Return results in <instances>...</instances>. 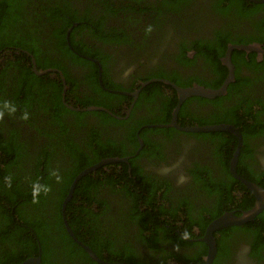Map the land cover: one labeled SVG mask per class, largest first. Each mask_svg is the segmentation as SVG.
<instances>
[{"label": "trees", "instance_id": "1", "mask_svg": "<svg viewBox=\"0 0 264 264\" xmlns=\"http://www.w3.org/2000/svg\"><path fill=\"white\" fill-rule=\"evenodd\" d=\"M138 4L137 0H0V264H20L37 256L39 247L43 264H99L72 239L65 221L76 237L107 264H138L131 258L137 256L129 251L131 244L125 243L113 229L105 226L103 229L98 226V233L94 225L99 214L92 209V205L97 204L99 210L108 208V202L98 199L102 187H106L104 180H109L107 185L114 191H119L122 196L129 198V212L134 220L143 225L141 234L151 250H159V243L164 240H180L171 230L180 222L185 225L182 230H190L192 226L197 225L203 235L209 223L222 214V211L216 212L211 219L202 218L197 222L190 217L188 210L184 213L179 209L172 213L165 206H161L158 213V196L160 193L165 195V189L170 188V184H160L144 172L136 160L130 162L131 173L127 170L128 165L115 164L111 165L112 170L109 172H101L102 169H99L84 176L77 183L73 197L63 211L76 177L105 157L122 158L126 154V147L119 148L114 141H102L99 136L97 145L93 144L97 138L94 136L88 145L69 141L63 146L61 139L64 134L71 132L73 126L85 128L93 116L101 118L103 126L126 122L117 120L106 112H76L68 109L62 101L64 83L60 72L67 85L72 87L71 91H68L70 94L76 89L74 76L77 71L82 69L81 74L85 75L84 68L90 70L87 83L92 93H96L100 99L96 98V95H85L79 99L75 94L82 108L99 105L114 112L124 100L132 99L108 93L101 88L99 67L87 58L101 62L104 69L103 81L108 89L124 90L122 84L107 77L108 70L105 65L110 60L107 52L87 39H99L112 45L132 40L127 28L111 25L110 19L111 15L118 17L120 12L130 14L139 11ZM191 4L192 0H163L160 5L157 4L158 7L152 5L145 11L154 16L158 12L175 13ZM215 12L221 16L232 12L237 19L247 21L250 25V22H255L251 25L254 26L255 32L249 33L244 28L246 35L243 37L231 38L230 31L214 30L212 38L205 42L192 43L198 55L205 57L206 61L214 66V70H219L222 75V79L215 86V89H218L228 75V69L222 66L220 59L224 57L229 44L246 46L259 42L264 45V4L246 0H216ZM256 15L259 17L254 19ZM114 32L124 35L111 37ZM187 46L186 41L180 43L183 57ZM244 54L243 50L233 51L232 60L236 69L239 67V61L244 62ZM253 56L251 63H247L251 68L258 66ZM33 59L40 71H58L43 76L37 75L33 70ZM236 75L237 82L229 85L227 96L213 100L198 97L189 99L181 109L179 122L182 126L224 123L238 127L244 139L238 173L264 187V182L253 179L254 172L245 160L248 138L264 134V121L260 119L258 111L260 108L264 112L263 102L248 95L223 114L205 119L190 114L186 108L187 104L194 100L215 105L224 104L231 94L238 91L235 87L238 88L240 76L238 73ZM155 78L166 79L162 71H150L138 80L148 81ZM136 84L139 85L138 81ZM167 90L172 92L171 95L167 94ZM150 92L160 93L167 99L164 117L154 121L169 123L171 113L178 103L176 91L162 82H153L142 91L141 96ZM29 130L36 131L38 138L28 136ZM136 131L134 128L128 135V141L135 149L139 147ZM149 131L145 129L141 132L146 144V134ZM152 131H166L168 135L173 136L176 129ZM207 135L218 143L222 156L227 157L223 163L226 178L220 181V184L207 189L217 191L221 186L225 190L227 205L251 209L256 202L254 196L251 193L248 195L246 187L234 179L228 170L239 144L238 138L229 132H211ZM247 157L249 158V155ZM116 167L122 168L118 170ZM98 174L99 178L96 177ZM117 187L120 189L116 190ZM240 191L247 194L241 198L238 195ZM167 217H170L171 221L166 220ZM183 218L186 220H182ZM256 221L259 244H264V211ZM252 225L246 228H252ZM238 229L239 227H230L215 235H229ZM181 243L186 244L184 241ZM217 244L219 254H224L221 240H218ZM207 253L208 247L201 243L193 255L178 257L177 261L182 264H205L204 257Z\"/></svg>", "mask_w": 264, "mask_h": 264}, {"label": "flooded vegetation", "instance_id": "2", "mask_svg": "<svg viewBox=\"0 0 264 264\" xmlns=\"http://www.w3.org/2000/svg\"><path fill=\"white\" fill-rule=\"evenodd\" d=\"M162 1L163 0H137V2H139L137 5L139 11L130 14L120 12L121 14L118 17L111 15V25L127 28L128 34L132 40L112 45L99 39H87L96 47H103L107 52L110 57V60H108L105 65L108 70L107 77L109 80L123 85L124 90L117 89L116 91L127 94H118L108 91L105 84L104 87L101 86L99 78V85L101 88L108 93L122 95L132 99L124 100L121 105L119 104V106L116 107L114 112L99 105H89L86 108H105L109 110V112L105 110L83 112H106L117 120L125 121L126 124L103 126L102 119L93 116L89 119V122H87L88 126H85V128L73 126L71 132H66L64 134L61 143L63 146L69 141L88 145L91 143L90 139L96 136L97 138L93 144L97 145L99 136L102 141H114L119 148L126 147V154L124 157H105L91 166L93 167L100 164V166L91 173L99 169H102L101 172H109L112 170L111 165L115 164L128 165L127 170L131 173L132 167L130 162L136 160L137 164L143 168V171L155 178L160 184L163 182L170 184V188L165 189L166 194L160 193L158 196V201L156 202L158 213H160L161 206H165L172 213H176L179 209L184 213L188 210L190 212V217L197 222H200L202 218L211 219L214 213L220 211H222V214L213 219V221L225 213H234L237 216H241L243 213L250 211L255 205L251 209L230 207V205L226 203L225 190L221 186L218 187L217 191H210L207 189V187H214L217 183L220 184V181L226 178V171L223 163L227 160V157L224 155L222 156L218 148V143L207 135L211 132H190L175 127L165 126L172 122L173 113L178 103L171 113L169 123L154 121L155 119L164 117L167 99L164 95L153 92L141 96L142 91L150 84H146L147 81H139L138 79L140 76H144L150 71L157 73L162 71L166 79L157 78L159 81L156 82H162L172 87L177 93L178 102L179 93L173 84L180 89H188L197 86L217 90L215 86L220 79H222V75L219 70H217L218 73L214 70V66L207 62L205 57L198 55L199 53L192 43L198 41L205 42V40L212 38L211 35L214 30L223 32L230 31L232 33L231 38H236L238 36L243 37L246 35L244 28H246L249 33L255 32L254 26H251L254 25L255 22H250V25L247 21L237 19L232 12L225 14V16H221L219 13L215 12L216 0H192L191 5L185 6L180 12L175 13L158 12L157 15L154 16L145 11L146 8L152 5L158 7L157 4L160 5ZM255 4H264V2ZM258 17L259 16L256 15L254 19ZM111 35V37H113L124 34L121 32H114ZM183 41L188 43L185 57H183L184 52L180 49V43ZM229 45H232V43ZM249 45L259 46L264 50V45L262 43L252 42L249 43ZM244 52L245 54L242 55V61L244 62L239 61L238 69H236L231 59L234 66L235 79L230 84L237 82L236 73H238L240 76L238 82L240 83L238 88L235 87L238 91L231 94L224 104L215 105L208 102H200L199 100L189 102L186 108L190 114L197 116L199 119L220 115L219 113L223 114L248 95L254 96L255 100H260L264 104V51ZM252 55H254L253 59L258 64V66L254 68L248 67L247 65V63H251ZM223 58L224 57L220 59V63L228 69L223 63ZM87 59L89 60V58ZM84 69L85 75L81 74L82 69H79L74 76L76 89L68 94V91H71L72 87L67 85V92L64 96L63 91L62 96L64 105L68 109L76 112H82L77 110L79 108H86H82L79 105L75 94L78 95L79 99L83 98L85 95H96V93H92L87 83V76L90 70L88 68ZM102 71H104L103 66ZM137 81L139 85L136 84ZM222 85L219 88H221ZM171 93L170 90H167V94L171 95ZM227 94L228 89L226 95L220 97H225ZM193 97L208 99L200 96ZM193 97L187 98L183 102L181 109L184 104ZM96 98H99L98 95H96ZM138 101L139 104L137 105ZM69 106L77 109H71ZM181 109L177 116L179 125ZM258 111L260 119L264 121V112L261 111L260 108H258ZM144 121L150 122L144 123ZM180 126L193 127L204 125L192 124ZM91 128H93V130H91ZM134 128L137 129V140L139 143V147L136 149L128 141V135ZM145 129L150 130L146 134L148 144H146L145 139L141 136V132ZM153 129H176V131L173 132V136H170L166 131L157 132L152 131ZM231 134L234 135L233 133ZM28 136L33 139L36 137L38 138V134L34 130H29ZM248 142V151L246 152L245 160L254 172L253 179L264 182V134L252 135L248 138ZM243 146L244 144L242 148ZM248 155L249 158L247 157ZM251 155L253 156L252 158ZM112 158L121 159V161L113 163L106 162L108 159ZM231 161L228 170L231 176L236 179L231 172ZM116 168L121 170L120 168L122 167ZM96 177L99 178V174ZM137 177L138 175L135 179ZM241 177L244 178L243 176ZM246 180L264 189L262 185L248 179ZM107 182H109V180H104V185L106 187H102L98 199L106 201V203L108 202V208L106 207L99 210L97 204L92 205V209L99 214L98 221L94 225L98 233L99 230L103 229L105 226L113 229L115 234L118 237H122L125 243L131 244L132 246L129 251L137 255L131 258L138 264H182L177 261L178 257L193 255L199 249L201 243L206 244L208 247V243L202 239L205 237L209 225L202 235V231L197 225L192 226L190 230L189 228L182 230L185 225L183 222H180L177 227H173L171 230L174 236H178V238L186 244H182L181 241L177 239H168L159 243V250L149 249L147 242H145L141 234L143 225L134 220L129 212V198L122 196L123 194L119 191H114L107 185ZM118 189L120 188L117 187L116 190ZM246 189L249 191L248 195L251 193L254 196L247 187ZM246 194L247 192L240 191L238 195L243 198ZM254 198L256 201L255 196ZM262 212L260 214H262ZM259 215L253 222L233 226L239 227V229L231 232L229 235L217 236L215 234L219 231L215 232L214 236L216 243L218 240H221L225 253L221 255L217 252L213 264H264V244H259V235L255 229L257 224L256 219ZM166 220L171 221V218L167 217ZM182 220H186V218ZM250 224H253L254 227L252 225L250 226L252 228H246Z\"/></svg>", "mask_w": 264, "mask_h": 264}, {"label": "water", "instance_id": "3", "mask_svg": "<svg viewBox=\"0 0 264 264\" xmlns=\"http://www.w3.org/2000/svg\"><path fill=\"white\" fill-rule=\"evenodd\" d=\"M247 2L250 3H261L264 1L261 0H246ZM76 25V24H75ZM71 33V29L68 31V35L67 38L69 39V35ZM71 47V46H70ZM244 50L247 52L250 51H258V52H262L264 51L263 49H261L259 46H255V45H248V46H243V45H229L227 48V51L225 53V56L223 58V63L228 67L229 70V74L228 77L225 81V83L222 85L221 88L217 89V90H212V89H206L204 87H192V88H188V89H180L179 87H177L176 85L173 84V86L178 90L179 93V102L178 105L176 107V109L174 110L173 113V120L170 124H167L165 126L167 127H175L177 129L183 130V131H190V132H230L233 133L236 137H238L239 140V145L237 150L235 151L234 157L231 161V172L234 175V177L238 180H240L256 197V203L255 206L248 212L243 213L241 216H237L234 213H225L224 215H222L221 217L217 218L216 220L212 221L206 231V235L205 237L202 239L203 241L208 243V253L205 256V264H213V261L217 255L218 252V248H217V243L215 240V232L221 231L223 229H227L233 226H239V225H244L246 223L249 222H253L255 220V218L264 210V189L262 187L257 186L254 183H251L249 181H247L246 179L242 178L238 173H237V166H238V162H239V157H240V153H241V148L243 145V137L241 135V132L239 131V129L233 125L230 124H217V125H204V126H193V127H181L178 122H177V116L178 113L181 109V106L183 104V102L189 98V97H193V96H200V97H204V98H208V99H214L216 97H220V96H224L227 93V89L228 86L231 82L234 81L235 79V74H234V66L232 63V52L234 50ZM29 56H31L29 54ZM87 58V57H86ZM90 61H93L95 64H97L99 66V78H100V84L102 87H104V83H103V71H102V66L100 64V62L96 59H92L89 58ZM33 70L37 75L43 76L46 75L48 73L51 72H57L58 70L55 69H47V70H38L37 68V64L35 62V60L33 59ZM60 72V71H59ZM60 76L63 80L64 83V96L67 92V83L65 80V77L63 76V74L60 72ZM159 81L158 79H152L150 81H147L146 84H151L153 82ZM164 82V81H163ZM169 83V82H166ZM108 91L112 92V93H118V94H127V93H123V92H119V91H114V90H110L108 89ZM137 95V93H136ZM71 109H77V108H72L71 106H69ZM78 111H91V110H105L107 112H109V110L107 109H103V108H86V109H77ZM117 161H121V159H116V158H112V159H108V161L106 162H117ZM105 163V161H104ZM98 166H100V164L95 165L93 167H89L88 169H86L84 172H82L78 177H76V179L74 180L70 191L68 193V196L66 198V201L64 203L63 206V211H65L66 205L67 203L71 200V198L73 197L74 194V190L75 187L77 185V183L87 174L93 172L94 170H96V168H98ZM65 225H66V229L69 233V235L72 237V239L80 246L82 247L86 253L97 263L100 264H107L104 260H102L90 247H88L87 245H85L84 243H82L75 235V233L72 231V229L70 228L69 224L65 221ZM20 264H43L42 262V251H41V247H39V253L37 256L32 257L27 259L26 261L20 263ZM115 264H129V263H115Z\"/></svg>", "mask_w": 264, "mask_h": 264}, {"label": "bare ground", "instance_id": "4", "mask_svg": "<svg viewBox=\"0 0 264 264\" xmlns=\"http://www.w3.org/2000/svg\"><path fill=\"white\" fill-rule=\"evenodd\" d=\"M142 9V8H141Z\"/></svg>", "mask_w": 264, "mask_h": 264}]
</instances>
